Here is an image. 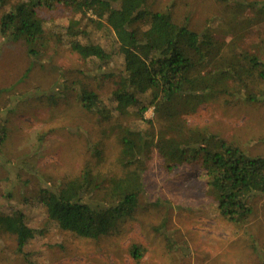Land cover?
<instances>
[{"label": "rangeland", "instance_id": "obj_1", "mask_svg": "<svg viewBox=\"0 0 264 264\" xmlns=\"http://www.w3.org/2000/svg\"><path fill=\"white\" fill-rule=\"evenodd\" d=\"M148 6L152 13L168 14L176 25L185 24L199 34L209 31L224 45L223 58L247 54L264 61V16L257 20L255 11L242 12L227 0H149ZM2 14L0 10V18ZM38 16L54 40L36 61L22 41L5 42L0 36V127L5 135L0 142V214L18 223L21 213L36 233L23 253L17 234H0V264H264V194L248 199L250 215L241 224L233 223L217 211L202 168L166 166L155 151L146 161L138 208L115 233L83 239L61 231L49 219L40 202L41 189L78 176L97 144L104 149L106 167L119 153L116 136L110 133L115 118L105 123L78 98L82 81L107 105L116 69L99 70L69 46L55 43L56 33L68 24L69 10L41 9ZM87 28V35L109 51L103 28ZM245 80V89L209 95L182 123L187 131L263 157L264 79ZM154 118L149 107L144 119ZM117 120L127 127L148 128L132 115ZM153 129H158L155 122Z\"/></svg>", "mask_w": 264, "mask_h": 264}, {"label": "trees", "instance_id": "obj_2", "mask_svg": "<svg viewBox=\"0 0 264 264\" xmlns=\"http://www.w3.org/2000/svg\"><path fill=\"white\" fill-rule=\"evenodd\" d=\"M227 1L243 8L242 12L255 11L257 20L264 16V3ZM148 4L149 0H0L1 38L22 41L32 62L54 40L38 11L61 6L70 16L67 26L56 33L55 43L69 46L99 70L116 69L107 105L93 89L78 82L84 109L107 124L115 118L116 125L110 129L119 146L115 161L106 167L104 149L97 144L78 176L40 191L49 219L61 231L83 239L113 234L121 221L133 215L144 192L143 173L152 151L166 166L202 168L217 211L233 223L241 224L250 215L248 199L264 194V156H248L217 137L187 131L182 123L209 95L245 89V78L264 79V61L247 54L223 58L224 45L209 31L199 34L185 24L176 25L168 14L150 12ZM88 24L103 28L109 51L87 35ZM149 107L154 108L155 118L147 121L144 114ZM127 114L148 128L117 122ZM3 130L0 127V142L5 138ZM18 218L14 223L0 214V234H17L18 251L23 253L36 233L21 213ZM133 250L140 258L137 248Z\"/></svg>", "mask_w": 264, "mask_h": 264}]
</instances>
